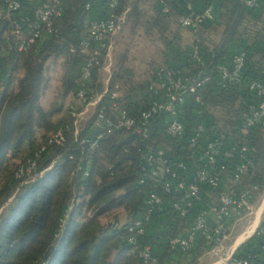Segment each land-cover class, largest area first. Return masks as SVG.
Listing matches in <instances>:
<instances>
[{
	"label": "trees",
	"instance_id": "1",
	"mask_svg": "<svg viewBox=\"0 0 264 264\" xmlns=\"http://www.w3.org/2000/svg\"><path fill=\"white\" fill-rule=\"evenodd\" d=\"M87 1L90 0H68L63 16L55 22L56 35L36 43L21 56L11 54L0 59V264H144L138 251L127 244L125 227L141 216L146 192L158 189L159 184L147 177L143 186L137 184L136 140L132 135L114 133L87 152V176L75 171L82 150L67 135L62 146H49L41 154L37 174L31 180L15 178L19 166L32 159L65 120L54 119V115L60 114L61 101L76 89L82 67L69 47L86 37L85 20L100 13L95 8L86 12ZM164 1L174 15L181 14L187 3L195 12L207 6L213 8L215 24L222 26L223 32L213 49L200 45L201 59L209 68L228 64L233 54L245 52L240 94L233 90L220 93L213 85L206 100H215L216 104L250 100L246 84L253 80L264 83V9L248 10L238 0ZM124 7V0H120L115 10L117 18L123 16ZM155 12L164 17L158 8ZM250 25L255 27L251 29ZM190 53V48L182 54L173 52L165 64L196 74L199 66ZM57 56L67 61L56 96L60 97V105L45 110L40 103L49 88L45 65ZM242 109L241 106L237 116ZM196 120L186 115L187 126ZM224 138L226 143L240 142L249 148L252 171L256 165L258 168L253 180L260 187L258 183L264 180V124L247 135L226 134ZM155 140L161 141L158 137ZM168 145L173 157L186 156L175 144ZM19 158L22 161L15 164ZM115 210L125 211L129 222L115 230L111 228L114 219L102 226L98 218ZM177 222L165 208L146 225L143 243L150 246L158 264H191L206 251L201 246L205 245L202 239L191 254L170 251L167 242L178 235ZM250 249L249 243L241 246L235 256Z\"/></svg>",
	"mask_w": 264,
	"mask_h": 264
},
{
	"label": "built area",
	"instance_id": "2",
	"mask_svg": "<svg viewBox=\"0 0 264 264\" xmlns=\"http://www.w3.org/2000/svg\"><path fill=\"white\" fill-rule=\"evenodd\" d=\"M119 1L85 3L86 12L95 8L100 13L85 20L86 37L69 47L70 53L82 62V67L72 100L65 107V120L35 156L19 166L15 178L31 180L37 174L41 154L49 146H62L67 135L82 150L75 171L87 176V152L98 148L105 137L114 133L130 134L136 140L133 146L138 162L137 184L143 186L147 177L158 183L159 188L146 192L141 216L126 225L127 244L138 251L144 264H158L150 246L143 243V237L153 216L166 208L179 224L178 235L167 242L170 251L191 254L200 239L205 242L201 245L204 250L217 249L226 239L230 223L236 224L250 214L252 191L259 186L243 188L242 180L251 175L253 167L250 150L240 142H225V134L207 116L205 95L213 85L220 93L233 90L240 94L245 52L233 54L228 64L209 68L201 59L197 34L200 29L215 24L213 8L207 6L195 12L187 3L181 14L174 15L166 1L157 0L155 11L158 8L164 16H175L178 25L194 35L190 57L199 66L197 73L167 65L158 68L145 84L139 102H121L117 84L94 96L91 81L102 68L110 48L109 40L117 30L119 18L115 10ZM238 1L248 10L264 9V0ZM67 2L0 0V44L9 53L21 56L36 43L56 35L55 22L63 16ZM3 55L0 46V59ZM245 88L251 99L238 100L243 109L233 120L229 135L244 136L264 124V83L253 80ZM187 114L197 119L190 127L186 124ZM168 143L175 144L186 156L173 157ZM209 194H215L214 202ZM70 211L71 205L63 214L62 225ZM121 226L111 221L113 230ZM248 243L251 249L235 256L237 250ZM222 264H264V219Z\"/></svg>",
	"mask_w": 264,
	"mask_h": 264
},
{
	"label": "rangeland",
	"instance_id": "3",
	"mask_svg": "<svg viewBox=\"0 0 264 264\" xmlns=\"http://www.w3.org/2000/svg\"><path fill=\"white\" fill-rule=\"evenodd\" d=\"M124 3L123 16L119 18L117 30L109 40L110 48L104 57L102 68L95 73L91 81V87L94 89L95 96L112 84H117L121 102L126 103L129 100L139 102L142 101L140 97L144 94L145 84L150 82L154 72L158 68L165 67V63L173 56V52L182 54L192 47L194 35L181 28L175 16L158 15L154 8L156 0H124ZM157 16L161 18L157 19ZM253 27L255 25H250L249 28ZM222 32V26L213 24L204 30L200 29L197 38L201 45L211 50L220 43ZM0 46L3 47V57H9L11 53L7 48L2 43ZM66 63V58L62 56L52 57L46 62V79L49 89L41 100V106L45 110L55 109L60 105V97L56 98V96L60 91ZM72 93L64 99L65 106L69 100H72ZM65 106L62 104L61 112ZM240 109L241 105L237 99L223 104H216L213 100L208 102L207 115L212 118L217 129L229 135L233 120ZM58 117L59 113L56 118ZM21 161L22 158H19L15 164ZM257 172L256 165L252 176L242 180L243 188L250 189L256 184L253 178L257 176ZM258 184L260 187L252 191L254 199L250 214L236 224L231 222L226 239L221 246L202 253L191 264H222L231 257L233 249L264 219V180H260ZM209 199L214 202L215 194H209ZM112 219L119 225L129 222L128 215L123 210H115L98 218L102 226H106Z\"/></svg>",
	"mask_w": 264,
	"mask_h": 264
},
{
	"label": "crops",
	"instance_id": "4",
	"mask_svg": "<svg viewBox=\"0 0 264 264\" xmlns=\"http://www.w3.org/2000/svg\"><path fill=\"white\" fill-rule=\"evenodd\" d=\"M48 89H49V88H48ZM48 89H47V91H48ZM47 91H46V92H47ZM46 92H45V94H46ZM45 94H44V96H45ZM44 96H43V97H44ZM43 97H42V98H43ZM42 98H41V100H42ZM41 100H40V103H41ZM69 101H70V100H69ZM63 105L65 106V100H63ZM65 107H66V106H65ZM65 107H64L63 112H61V113L59 114V117H58V118H56V116H57L58 114H57V115H54V119H61L62 117L65 118ZM42 108H43V107H42ZM43 109H44V108H43Z\"/></svg>",
	"mask_w": 264,
	"mask_h": 264
},
{
	"label": "bare ground",
	"instance_id": "5",
	"mask_svg": "<svg viewBox=\"0 0 264 264\" xmlns=\"http://www.w3.org/2000/svg\"><path fill=\"white\" fill-rule=\"evenodd\" d=\"M255 228L252 229V231L254 230Z\"/></svg>",
	"mask_w": 264,
	"mask_h": 264
}]
</instances>
